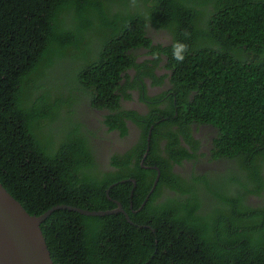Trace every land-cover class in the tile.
<instances>
[{
	"label": "trees",
	"instance_id": "1",
	"mask_svg": "<svg viewBox=\"0 0 264 264\" xmlns=\"http://www.w3.org/2000/svg\"><path fill=\"white\" fill-rule=\"evenodd\" d=\"M149 26L171 38V113L155 108L166 120L151 115L143 139L152 123L153 135L172 139L175 125L211 123L219 151L241 169L206 206L172 180L175 194L155 203V189L138 210L153 185L142 178L151 174L142 156L136 188L132 180L111 186L129 171L99 178L97 133L82 130L81 109L92 105L115 111L107 122L126 132L120 94L141 86L127 71L158 79L150 63L161 58L140 63L135 54L157 52ZM153 151L144 164L166 172ZM263 172L264 0H0V181L31 214L60 204L109 210L115 200L126 211L55 210L41 225L55 264H264V200L255 206L248 196H264Z\"/></svg>",
	"mask_w": 264,
	"mask_h": 264
},
{
	"label": "flooded vegetation",
	"instance_id": "2",
	"mask_svg": "<svg viewBox=\"0 0 264 264\" xmlns=\"http://www.w3.org/2000/svg\"><path fill=\"white\" fill-rule=\"evenodd\" d=\"M147 33L153 41V45L156 46L157 52L150 54L149 48L139 47V49H136L135 54L137 61L140 63L147 59L156 61V57L161 58L159 63H150L151 67L155 66L154 72L158 75V79L154 83V79L148 75L137 77L138 73L134 69L127 71L132 75V81L138 78L137 81L141 82V86L132 82L131 87L127 89L129 96L123 93L120 94L119 111L122 112L121 119L125 125L126 132L123 133L119 128L113 127L112 124L107 122V115L110 113L116 118L115 111L111 112L105 107L97 108L92 105H86L88 107L87 109H81L82 122L85 123L82 130L86 131L90 128L98 136L93 137L91 141L96 155L97 166L100 169L98 177H110L114 171L127 169L129 173L126 175L129 177L120 179L111 186L135 180L132 183L136 188L137 180L131 176L133 169H135L133 163L136 162L137 158H141L142 156L141 164L144 168L151 170V174H144L142 178L145 179V185L148 188L152 180L153 185L150 193L146 195L147 197H145V200L138 210L146 205L143 206L145 201L147 203L155 189L158 192V195L154 197L155 203L164 202L172 194H175L176 192L170 186L172 180L174 183H178L179 190L188 189L194 192L198 191L201 197L204 198L202 206H206L211 200L209 199L210 196H218L226 188L227 185L225 183L222 185L220 183L228 180V175L231 172H239L241 169L236 165L237 162L235 159L227 157L219 151L217 139L219 138L220 131L218 127L211 123L194 122L189 127H178V125H175L172 127L174 130L173 139L164 135L159 137L153 135L155 125L152 123L147 136L143 139V130L153 120L150 117L151 115H154L156 119L159 117L162 120H166L164 112L171 113L167 98L170 95L169 89L172 83L170 82V70L167 68L168 61L164 48L171 42V38L168 32L158 30L153 26L147 28ZM168 38L169 40L166 41ZM161 43L163 44L162 46L160 45ZM125 79L123 83H126ZM149 97H161L159 99L160 104H155L153 100H149ZM153 104L155 105L152 106ZM155 108L164 111L160 114L161 116H158L154 112ZM107 137L111 140H108ZM152 147H154V151L152 152L151 160L153 161L154 153L155 157L158 155L164 161L163 164L166 167V172L162 173L157 165L144 164L149 153H151ZM132 149L136 151H132ZM113 158L129 161L124 162L122 167L118 168L114 164L116 159ZM151 160H148V162H151ZM153 171H156V176H154ZM161 179L163 180L161 181ZM159 183L160 187L158 186ZM153 186L155 188L152 191ZM121 191L123 192L124 189ZM130 193L131 195L134 194L133 189ZM248 196L251 199L250 202L255 206L262 204L264 200V196ZM176 198L180 197L176 196ZM115 202H120L123 207L121 201L115 200ZM130 207L134 208L132 202ZM127 217H129L128 214Z\"/></svg>",
	"mask_w": 264,
	"mask_h": 264
},
{
	"label": "water",
	"instance_id": "3",
	"mask_svg": "<svg viewBox=\"0 0 264 264\" xmlns=\"http://www.w3.org/2000/svg\"><path fill=\"white\" fill-rule=\"evenodd\" d=\"M117 203L118 207L109 210L60 204L36 215L31 214L0 181V264H55L41 226L55 210L70 209L93 216L125 212L121 203ZM145 204L146 201L143 206Z\"/></svg>",
	"mask_w": 264,
	"mask_h": 264
},
{
	"label": "clouds",
	"instance_id": "4",
	"mask_svg": "<svg viewBox=\"0 0 264 264\" xmlns=\"http://www.w3.org/2000/svg\"><path fill=\"white\" fill-rule=\"evenodd\" d=\"M183 49V45H178L177 48H176V58L178 60H181L183 59V57L180 55V51Z\"/></svg>",
	"mask_w": 264,
	"mask_h": 264
},
{
	"label": "rangeland",
	"instance_id": "5",
	"mask_svg": "<svg viewBox=\"0 0 264 264\" xmlns=\"http://www.w3.org/2000/svg\"><path fill=\"white\" fill-rule=\"evenodd\" d=\"M168 40H169V38H168L166 41H168ZM100 137H101V136H100ZM107 139H108V140H111L109 137H107Z\"/></svg>",
	"mask_w": 264,
	"mask_h": 264
}]
</instances>
